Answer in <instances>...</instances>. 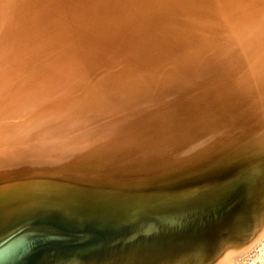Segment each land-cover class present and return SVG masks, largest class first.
Returning a JSON list of instances; mask_svg holds the SVG:
<instances>
[{"label":"bare ground","instance_id":"obj_1","mask_svg":"<svg viewBox=\"0 0 264 264\" xmlns=\"http://www.w3.org/2000/svg\"><path fill=\"white\" fill-rule=\"evenodd\" d=\"M26 1L0 0V205L22 213L0 236L36 215L118 230L34 264H233L262 242L264 0ZM225 175L232 189L172 200Z\"/></svg>","mask_w":264,"mask_h":264},{"label":"water","instance_id":"obj_2","mask_svg":"<svg viewBox=\"0 0 264 264\" xmlns=\"http://www.w3.org/2000/svg\"><path fill=\"white\" fill-rule=\"evenodd\" d=\"M31 3H33V0H31ZM51 20L52 19L48 17L44 26L51 28L49 26ZM21 22L23 25H27V26L21 29L20 35L22 34L24 30L29 28L28 26L31 24L30 22L26 24L22 19H21ZM32 25H33V22H32ZM51 29L53 30V28ZM20 35L17 36L22 41L19 43H21L22 47L25 48L24 42L27 43L31 41L32 38H29L28 37L29 35H24V34L22 36ZM24 36L27 38H25ZM2 83H3L2 80H0V89L3 88L1 87ZM248 126H249L248 124H245L244 127H239V128L240 129L242 128L244 130ZM235 128L236 126L234 127V129ZM198 168L199 167L191 166V167H187L186 169L184 168L182 170L172 171V173L176 175L178 174V172L180 171L182 172L183 170H187V169L194 170ZM254 170L255 168L253 166V168L249 167L247 168V171L244 172L243 182L239 184L238 188L236 189L232 197V199L235 200L234 201L235 203H237L238 200H240L241 197L245 195L246 191L251 185V182L254 179ZM202 173H198V172L191 173L190 176L183 177L185 179L182 178L183 180L179 181L178 185H183L193 180L201 181L205 179L206 177L205 176L206 174H202ZM228 178L229 176L225 175V177L205 181L203 182L205 183L203 185L191 186L189 188H186V187L181 188L179 191L186 192V193L174 196L172 200L173 201H180L184 199L192 200L200 196H205V195L207 196L209 195V193L217 194L219 192L226 191L227 189L231 188L234 184V182H232L234 180L227 182L226 179ZM235 182L237 181L235 180ZM2 200H4V197H0V201ZM229 202L231 203L232 201L228 199L226 203L228 204ZM223 205L224 204L222 203L220 204V206L218 204L217 206H212L209 208H207L206 205L202 207H197V208L191 207L187 211L185 210L183 212L184 215L173 224L177 225L181 223H186L191 220L190 218L195 219L200 214L208 211L209 209H214V207L221 208L223 207ZM117 206L118 204H113V207H117ZM177 206L179 205H176V206L168 205V206H162V207L149 206V207L134 209L132 212H123L124 210L119 208L117 210H120L121 212L115 211V213H125V214L137 213V212H141L142 210L160 212V211L172 210V207H177ZM76 207H78L79 209L83 211L88 210L80 206H76ZM59 210L62 211V209H59ZM81 210L77 209L78 212H80ZM19 211L15 210L13 205H4V204L0 205V221H2L3 219H8L11 216L14 218H11L9 220L18 219L19 216L22 214V213H18ZM26 211H28V209L25 210L24 212ZM222 216H225V215H222ZM50 217H53L52 219L57 222L56 224L58 227L55 225H49L47 223L39 222V221H45L46 215H43V216L36 215V216L29 217L26 220L28 221L30 219H33V220H30L29 222H38V223H30V224L26 223L27 225L24 224L22 227H15L14 229L7 231L5 234L1 235L0 236V264H34L37 258L41 254H47L50 252H59V251H72L76 249L85 250L86 248L100 245V244H103L104 242L109 241L110 239L115 237L114 233L118 231V230H108L106 227L98 226V225H90V224L85 225V226H82V225L76 226V225L69 223L70 221L68 222L61 217L59 218L55 216H50ZM36 218H39V219H36ZM19 221L20 220L15 221L14 225L17 224ZM120 222H122L125 225L129 223V220L124 219ZM20 223H22V221L19 222L18 224ZM173 224L165 225L164 227H170V226H173ZM104 226H106V224H104ZM118 227H120V225ZM128 227L132 230L130 226H127L126 228ZM133 232L134 231L124 236L123 239L126 240L131 234H133ZM135 233L136 232H134V234Z\"/></svg>","mask_w":264,"mask_h":264},{"label":"rangeland","instance_id":"obj_3","mask_svg":"<svg viewBox=\"0 0 264 264\" xmlns=\"http://www.w3.org/2000/svg\"><path fill=\"white\" fill-rule=\"evenodd\" d=\"M233 264H264V239L255 248Z\"/></svg>","mask_w":264,"mask_h":264},{"label":"snow or ice","instance_id":"obj_4","mask_svg":"<svg viewBox=\"0 0 264 264\" xmlns=\"http://www.w3.org/2000/svg\"><path fill=\"white\" fill-rule=\"evenodd\" d=\"M248 236H251V232L247 233Z\"/></svg>","mask_w":264,"mask_h":264}]
</instances>
